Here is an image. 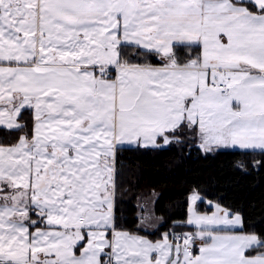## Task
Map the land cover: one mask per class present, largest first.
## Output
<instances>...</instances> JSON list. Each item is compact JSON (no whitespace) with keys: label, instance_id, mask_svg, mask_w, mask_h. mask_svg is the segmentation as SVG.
I'll return each instance as SVG.
<instances>
[{"label":"snow or ice","instance_id":"6c2138e0","mask_svg":"<svg viewBox=\"0 0 264 264\" xmlns=\"http://www.w3.org/2000/svg\"><path fill=\"white\" fill-rule=\"evenodd\" d=\"M25 129L0 144V264H264L195 188L155 241L117 203L128 146L264 152V0H0V130Z\"/></svg>","mask_w":264,"mask_h":264},{"label":"trees","instance_id":"16d2710c","mask_svg":"<svg viewBox=\"0 0 264 264\" xmlns=\"http://www.w3.org/2000/svg\"><path fill=\"white\" fill-rule=\"evenodd\" d=\"M148 62L159 64L160 60L152 55ZM20 120L30 129L32 110H24ZM26 130L12 133L0 130V144L15 143ZM181 139L182 144L158 148L128 146L118 154L122 164V167L118 164L117 175L118 215L125 227L160 238L163 232L172 230L173 221L187 218L188 197L195 188L204 197L199 205L201 211H212L219 204L233 213L239 212L244 219L243 231L264 238V152L220 148L205 153L198 147L199 139L190 131ZM238 164H243V168ZM155 194L154 212L161 222L155 229L146 230L140 227V215L144 211L141 205ZM193 227L177 230L189 232ZM248 253L256 254V251Z\"/></svg>","mask_w":264,"mask_h":264},{"label":"crops","instance_id":"0c3cea01","mask_svg":"<svg viewBox=\"0 0 264 264\" xmlns=\"http://www.w3.org/2000/svg\"><path fill=\"white\" fill-rule=\"evenodd\" d=\"M20 122L22 123L21 120H20ZM158 143L161 146H167V145H163V140L162 139L158 140ZM5 145H8V144H5ZM230 149H239V148L238 147H231ZM155 197H156V194L154 195V199H155ZM152 202L154 203V200ZM141 207L145 208V202L142 203ZM214 210H215V208L212 211H214ZM140 216H141V218H140V227L144 228L146 230L155 229L158 226V224L161 222V217H159V216H157L155 214L154 209L153 210L149 209V212L145 216H143V214H141ZM145 218H147V219H145ZM235 229H236V231H235ZM237 229H240V227L239 226H236V227L228 226L226 228L225 226H222V225L218 226V230L229 231L231 233H239L240 231L237 230ZM134 233L142 235V236H146L148 239L153 240V241L161 238L160 237V238L155 239V238H151L150 236L142 234V233H137V232H134ZM200 243H201V241H199V240L196 241V244H195V247H194L195 249L193 250L194 253L198 251V247H199ZM246 255H255V254L246 253Z\"/></svg>","mask_w":264,"mask_h":264},{"label":"rangeland","instance_id":"374dc122","mask_svg":"<svg viewBox=\"0 0 264 264\" xmlns=\"http://www.w3.org/2000/svg\"><path fill=\"white\" fill-rule=\"evenodd\" d=\"M221 148H224V149H226V148H228V149H230L231 147H221ZM216 149H220V148H216ZM201 195V197H202V199L200 200V201H198L197 202V204H196V211L198 212V213H201V214H204V213H207V214H211V212L212 211H201L200 210V208H199V205H200V203H201V201L202 200H204V197H203V195L202 194H200ZM154 200V195H152L151 197H150V199H148V200H146V202H145V208H144V211H142L141 212V214H143V216H145L148 212H149V209L151 210H153L154 209V203L152 202ZM223 208H225V207H223ZM235 213H239V212H235ZM239 214H241V213H239ZM242 216V215H241ZM196 229H195V226L192 228V229H190L189 231H195Z\"/></svg>","mask_w":264,"mask_h":264}]
</instances>
